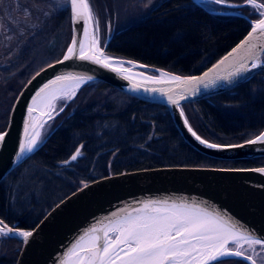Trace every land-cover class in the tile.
<instances>
[{
    "label": "trees",
    "instance_id": "trees-1",
    "mask_svg": "<svg viewBox=\"0 0 264 264\" xmlns=\"http://www.w3.org/2000/svg\"><path fill=\"white\" fill-rule=\"evenodd\" d=\"M244 1L223 0L231 4ZM90 4L99 24L105 3L90 0ZM52 8L49 21L43 22V13L36 18L37 24H43L22 42L15 59L0 63V132L23 85L58 60L69 42L67 2L63 8ZM227 10L236 11L214 2L200 6L191 0H150L140 18L125 25L117 23L118 31L106 52L181 75L198 73L250 27L241 16L217 13ZM181 107L192 129L210 142L233 144L251 139L264 129V70L229 91ZM52 126L55 129L41 146L0 181V219L10 226L31 229L82 184L122 171L264 165V156L218 160L195 151L183 141L164 106L143 102L102 81L82 86ZM77 149L80 156L66 164ZM20 248L17 239L0 236V264H15ZM225 264L248 263L228 258Z\"/></svg>",
    "mask_w": 264,
    "mask_h": 264
},
{
    "label": "water",
    "instance_id": "water-1",
    "mask_svg": "<svg viewBox=\"0 0 264 264\" xmlns=\"http://www.w3.org/2000/svg\"><path fill=\"white\" fill-rule=\"evenodd\" d=\"M191 1L200 6L214 2V0ZM220 4L236 7L242 5L224 2ZM67 8L70 39L63 54L58 60L37 71L23 85L12 103L6 127L0 132L5 135L4 141L0 142V181L44 142V139H41L43 127L61 110L56 109L58 100L66 98V104L82 86L93 81L105 82L143 102L164 106L183 141L207 157L218 160H249L264 156V143H247L264 133V129L246 141L218 144L223 146L218 149L208 148L196 139L199 135L188 121L185 123L186 117L181 107L182 104L229 91L254 72L264 70V49L257 48L254 56L244 50L233 53V49H236L248 36L255 21L264 17L260 15L254 20L248 19L250 27L247 32L206 68L195 74L181 75L106 52L110 33L105 36L104 40L101 39L99 24L94 14L96 25H98L96 36L104 54L121 61H132L135 65L134 67L132 64L125 63L123 65L125 71L113 72L92 61L81 60L78 56L63 60L74 37L77 40H84L87 45V39L83 35L85 25L82 20L74 22L70 0H67ZM92 31L93 26H89L90 35ZM261 42L254 41L257 45ZM230 53L233 54L230 56ZM226 57L228 59L221 64L220 62ZM60 61L63 62L60 63ZM253 62L257 63L258 67L251 68ZM241 63L246 65L244 71L228 79L223 78L228 77V74L234 72ZM141 65L144 67H140ZM162 72L167 73L169 77L179 76L182 79L203 77L205 73H209V76L203 84L197 85V91H193L191 86L178 85L171 80L156 84L144 79V76L159 77ZM60 76L84 77L85 79L60 81L52 85L45 97L38 101L36 110L29 115L28 109L33 106L36 93L44 85L50 84ZM128 76L131 79L125 78ZM88 77L92 79H87ZM137 84L140 87L134 89L133 86ZM151 89H163V91H152ZM73 92L74 95H71ZM52 95L56 98L51 99ZM169 96L178 100V104H172L168 99ZM181 96L184 98L181 99ZM34 133L39 134L37 146L32 152L26 151L20 154V145ZM199 137L201 140H206ZM238 145L242 147H228ZM76 151L68 157L66 164L73 162L71 156ZM258 169H264V165L252 167L160 166L122 171L84 183L51 207L31 229L10 226L3 221L14 231L33 232V236L28 239L27 243L23 242L22 237L8 236L21 242L15 264H76L75 258L69 257V253L80 242L81 237H84L91 229H100L110 220L123 216L129 211L134 212L135 209L148 202L197 204L210 211L219 212L226 218L238 222L242 228L264 238V172ZM98 234L102 235V232ZM230 258L241 259L239 257ZM244 261L250 264L249 261Z\"/></svg>",
    "mask_w": 264,
    "mask_h": 264
},
{
    "label": "snow or ice",
    "instance_id": "snow-or-ice-1",
    "mask_svg": "<svg viewBox=\"0 0 264 264\" xmlns=\"http://www.w3.org/2000/svg\"><path fill=\"white\" fill-rule=\"evenodd\" d=\"M222 2L223 0H214L216 4ZM246 3L254 9L264 10V4H258L256 0H246ZM70 4L74 22L82 20L85 25L83 35L87 39V45L84 40H77L74 37L63 60L78 56L81 60L92 61L113 72L125 71L123 67L125 63L135 67L132 61H121L104 54L96 36L98 25L95 22L90 0H70ZM260 15L264 17V11H261ZM89 26H93L91 35ZM254 41L262 42L257 45ZM257 48L264 49V18L255 21L248 36L236 49H233V53L244 50L254 56ZM227 59L226 57L220 63H225ZM256 67H258L257 63L253 62L251 68ZM245 68L246 65L241 63L234 72L223 78L228 79L237 75ZM141 75L143 76L142 73ZM208 76L209 73H205L203 77L182 79L179 76L169 77L167 73L162 72L159 77L144 76V79L156 84L171 80L178 85L191 86L193 91H197V85L203 84ZM125 78L131 79L130 76ZM83 79L85 78L60 76L50 84L44 85L33 98V106L28 109L29 115L36 110L38 101L45 97L52 85L60 81ZM87 79H92V77ZM133 87L134 89L139 88L140 85ZM151 90L163 91V89ZM71 95H74V92ZM55 98V95L51 96V99ZM168 99L172 104H178V100L173 99L172 96ZM38 136V133H34L27 137L20 145L19 153L32 152L37 146ZM4 139L5 135L0 134V142ZM196 139L208 148L223 147L201 140L199 136ZM247 143H264V133ZM228 147H242V145ZM80 154V150L77 149L76 153L71 156V160L75 161ZM258 171L264 172V169H258ZM0 225H2L0 236L22 237L24 243H27L28 239L33 236L32 231H14L13 228L4 224L3 220H0ZM101 232L102 235H99L98 233ZM257 247L264 251V238L242 228L238 222L226 218L219 212L210 211L197 204L175 202L170 204L163 201L144 203L134 212L129 211L123 216L110 220L100 229H91L89 233L80 238V242L69 253V257H74L76 264H225L230 257H239L249 261L250 264H257L256 257L261 255L257 252Z\"/></svg>",
    "mask_w": 264,
    "mask_h": 264
},
{
    "label": "rangeland",
    "instance_id": "rangeland-1",
    "mask_svg": "<svg viewBox=\"0 0 264 264\" xmlns=\"http://www.w3.org/2000/svg\"><path fill=\"white\" fill-rule=\"evenodd\" d=\"M66 2L67 0H0V63H11L22 42L31 38L32 31L40 28L43 22L49 19L50 9L63 8ZM147 2L150 0H105L100 19L103 17L102 22L105 23L106 19L113 15V20L116 19L120 25L131 23L145 13ZM41 13L44 14L43 22L37 24L36 18L41 17ZM65 102L66 98L58 100L56 109L63 111L68 104ZM54 119L55 117L43 127L41 139L50 131ZM256 258L257 264H264L263 256Z\"/></svg>",
    "mask_w": 264,
    "mask_h": 264
},
{
    "label": "flooded vegetation",
    "instance_id": "flooded-vegetation-1",
    "mask_svg": "<svg viewBox=\"0 0 264 264\" xmlns=\"http://www.w3.org/2000/svg\"><path fill=\"white\" fill-rule=\"evenodd\" d=\"M98 2L99 1H101V2H105V0H97ZM256 2L258 3V4H264V0H262V2L261 1H259V0H256ZM229 4H231V3H229ZM240 4H242L241 6H247V7H249L250 9L249 10H245V9H243V8H241L240 6H238V7H240V8H238V7H235V6H227L228 8H235L236 9V11H233V10H227V11H222V12H219V13H223V14H227V15H238V16H241V17H243V18H245L247 21H248V19H250V20H254L255 19V17L257 16V15H260V12L261 11H263V10H257V9H254L250 4H248V3H246V0L244 1V2H242V3H240ZM100 16L101 15H98V17H99V24H100V31H101V35H102V37H103V39L102 40H104V38H105V36L108 34V33H110V39H111V37L113 36V34L116 32V31H118V28H117V23H118V21L115 19V20H113V15H112V17L110 16V17H108L107 19H106V21L107 22H105V23H103L102 22V19H103V17H102V19H100ZM110 41V40H109ZM72 111V110H71ZM70 111V112H71ZM57 126V125H56ZM53 129H55V126H52L51 127V129H50V131L47 133V135L43 138L44 139V141L46 140V138L49 136V134L53 131ZM257 252H259V253H261V255L260 256H263L264 257V251H262L259 247H257ZM259 257V256H258Z\"/></svg>",
    "mask_w": 264,
    "mask_h": 264
}]
</instances>
